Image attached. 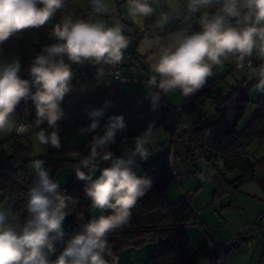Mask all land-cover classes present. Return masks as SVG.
I'll return each mask as SVG.
<instances>
[{
  "label": "clouds",
  "instance_id": "obj_1",
  "mask_svg": "<svg viewBox=\"0 0 264 264\" xmlns=\"http://www.w3.org/2000/svg\"><path fill=\"white\" fill-rule=\"evenodd\" d=\"M65 3L66 0H0V44L21 30L45 25ZM127 3L134 20L155 15L154 27L161 31L173 20L183 17L187 21L202 9L219 6L215 14L202 12L201 31L172 33L167 43L160 45L159 56L152 65L159 79L154 76L146 85L153 110L159 106L162 93L179 90L185 97L194 94L212 75L213 67L222 66L230 57L237 59L241 69L245 62L251 67L254 56L261 61L250 78L257 80L256 90L264 93V0H185L183 4L181 0H164L163 4L161 0H127ZM38 4L42 7H37ZM90 5L98 15L108 12L105 0H90ZM158 8L164 10L157 14ZM53 34L59 42L47 46L44 54L34 59L29 69L31 82L18 75L21 68L18 60L0 63V133L14 131L23 136L31 131L32 125H17L12 119L16 106L27 99L34 102L37 110L36 127L44 120L53 128L57 126L63 117L60 103L71 90L73 75L62 57L73 63L90 61L115 67L128 46L119 23L109 27L102 22L73 21L70 15L54 26ZM99 75L102 76V71ZM108 107L110 102L106 101L104 107L87 112L91 123L80 129L82 135L95 132ZM125 128L123 115L110 116L103 135L92 136L88 155L73 165L77 179L88 182L85 194L91 207L110 210V214L90 219L67 241L57 259L51 261L49 255L55 252L54 244L65 236L62 225L69 214L71 198L50 178L44 161L34 159L31 167L38 179L28 190L29 218L23 224L7 223L8 213L0 210V264H109L105 258L112 255L109 233L128 222L137 201L153 185L151 177L138 176L134 169L137 158L147 160L155 150L151 143L154 125L149 124L135 138L134 147L123 157H116L107 149ZM35 135L41 143L60 147L56 131L46 135L41 129ZM103 161L110 164L101 169ZM97 171L100 175L93 178Z\"/></svg>",
  "mask_w": 264,
  "mask_h": 264
},
{
  "label": "trees",
  "instance_id": "obj_2",
  "mask_svg": "<svg viewBox=\"0 0 264 264\" xmlns=\"http://www.w3.org/2000/svg\"><path fill=\"white\" fill-rule=\"evenodd\" d=\"M17 41L15 36L13 42ZM132 52L133 48H130L129 53ZM34 59H25L20 72L28 71ZM81 75L85 76L74 69L71 79ZM220 80L218 78L205 83L200 91L208 96L209 89ZM245 81V79L238 81L224 95L217 94L218 106H214L216 114L206 121L188 124L189 116L201 105L199 97L188 105L172 107L163 100L161 94L159 106L153 110L151 100L139 101L127 96L123 98L124 106L118 113H130L139 125L153 116H162L165 128L171 133L169 141L186 138L187 144L183 151L186 163L191 168V173L201 174L211 180L214 197H223L252 181L257 182L264 191V156L252 157L248 152L252 144L256 142L264 144V93L261 92L256 100L255 115L239 130V123L250 102ZM119 88V82H112L109 88L99 85L78 100L76 108L85 111L87 108L101 107L104 105L103 95L109 92L119 95ZM103 92L107 93L102 94ZM21 111L22 101L13 113L17 119L21 117ZM29 136L14 133L8 138L12 154L0 164L1 199L7 200L8 212L14 224H23L29 218L26 207L28 190L37 182L28 178L27 165L22 162V158L30 151ZM63 148L51 151L56 156L55 167L68 164L66 159L58 157L59 153L65 150ZM175 153L177 162L179 153L178 151ZM200 161L207 165L204 173H201L197 166ZM157 164H160L158 173H152L150 168L144 175L152 178L151 189L137 201L128 222L108 235L112 255L105 258L109 264H122L114 259L119 250L136 248L146 242L153 245L147 264H197L199 255L192 248L186 233V226L198 222L197 213L192 208L188 195L173 202L166 199L165 192L172 183V178L168 174L165 161L163 169H161L163 163L158 162L155 165ZM84 171L87 172L86 169ZM260 171L262 173H259ZM230 174H235V177L230 179L228 177ZM87 183L74 176L65 185L59 186L60 191L70 197L71 201L67 208L69 214L62 225L65 236L62 241L54 244L55 252L49 255L51 261L57 259L64 251L67 241L92 219L91 200L85 194ZM108 214L110 210L105 212V215ZM261 216H264V211L258 218ZM206 258L209 264H230L226 253L220 254L217 250L207 253Z\"/></svg>",
  "mask_w": 264,
  "mask_h": 264
},
{
  "label": "rangeland",
  "instance_id": "obj_3",
  "mask_svg": "<svg viewBox=\"0 0 264 264\" xmlns=\"http://www.w3.org/2000/svg\"><path fill=\"white\" fill-rule=\"evenodd\" d=\"M105 2L108 7V12L102 15H98L93 12V9L90 5V0H66L65 6L59 9L56 12L55 16L45 25L39 28L24 29L16 33V38L18 41L15 44H17V46L12 43L10 51L6 56H3V51L0 50V63L18 60L22 67L23 61L25 59H34L37 56L44 54V49L47 46H51L59 42L53 34V28L56 24L62 22L64 16L70 15L73 21L86 20L90 23L102 22L109 27L119 23L123 27L124 25L119 20V18L117 19L116 17L112 16L113 10H117L115 9L116 6L113 5L115 0H105ZM123 56L128 58L126 49L123 50ZM62 58L64 59L65 63H68L70 65V70L73 73L75 69L73 62L68 61L66 56ZM253 58L256 61L258 60L255 56ZM259 62L261 63V61ZM227 63L228 65H226V69L224 71H226V73L228 72V74L223 75L224 77L228 76V79H226V81L228 80L227 82L232 81V83H235L237 81L245 79V83L247 84L246 93L250 99V102L248 103L245 109L244 116L239 123L238 128L239 130H241L257 112L256 100L261 92L257 91L255 88L257 80L255 78H250L251 71L257 67L253 66L250 73H247L244 68L241 69L237 66V59L235 57H230V59L227 60ZM217 68L218 71H220V68H223V65L217 66ZM101 71L102 70L100 69L90 68L86 73H84L85 76L81 75L74 79H71V90L69 93L65 94L63 100L60 103V108L63 111V116L65 123L67 124V128L65 138L63 140L59 139V148L64 147L63 149L65 150L62 153H59L60 155L58 157L60 159H66L68 162L67 165L55 167L56 164L54 163V160L56 156H54L51 151L57 150L59 148L52 146L50 143H41L37 138V135H35V133H38L41 129L45 130L46 135H49L51 134V131L49 129L41 128L29 136L28 147L30 151H28L27 155L22 158V162L27 165L28 178L30 180L38 179L37 175L31 167V162L34 159H41L44 161V168L48 172L50 178L57 182L59 186L65 185L68 180L76 176L73 170V165L78 163L79 159L88 155L90 151L88 145L92 139V136L94 134L103 135L104 126L108 123L109 117L119 115L118 112L124 106L123 98L127 97L128 95L126 91L130 90V86H127L125 90H121L122 83L120 85L121 88H119V95H114V93L110 92L107 95H103V104L108 101L110 102V107L105 110V115L100 119V126L95 130V132L85 135H82L80 132V129L87 127L84 124L80 123V118L83 114V111L76 108L78 100H80L86 93L90 92L99 85H101L103 88H109L111 86L112 73L110 74L109 71H102V76H100L99 73ZM147 82L148 81L146 79V81L143 83L144 85H141L140 87L145 86L146 88ZM221 87L224 90L226 88V84L222 83ZM222 89L220 90L221 92H223ZM122 91L123 95L121 94ZM146 91L148 92L147 88ZM142 99V101L149 100L147 96ZM200 103V107L195 110L191 117H189L188 124H191L195 119L196 121H200L201 118L207 119L216 114V110L209 102L207 96H204ZM102 107H104V105L98 108ZM201 108H203L202 112L200 110ZM12 116L15 117L17 121V116L14 114ZM123 116L125 122L129 123L128 129L126 131L117 133L115 143L109 145L107 149L108 151H111L116 157H123L126 152L131 150L134 147L135 138L137 136H140L147 129L149 124L154 125L151 136V143L152 147H155V149L160 145H166L171 138V133L168 129L165 128V124L163 123L164 119L160 115L153 116L140 125L137 124V122L134 120V117L130 113ZM121 133H123V135ZM186 144L187 141L184 137L180 138L178 141L177 139H175L174 161L177 170L180 173H185V157L183 151ZM176 151H178L179 153L177 162L175 159ZM248 152L252 157L264 156V144H260L257 142L252 144ZM11 154L12 147L10 141L8 139L3 141L0 140V164H3L5 162V159ZM158 162L163 163V166L161 167V169H163L165 167L163 153L152 150V155H150L147 160H140L139 158H137V166L135 167L134 171L138 176H144L148 172V170ZM109 164V161H103L100 163V168L102 169L104 167H108ZM197 166L201 173H204L206 171L207 165L202 161L198 162ZM99 175L100 171H97L94 174L93 178H96ZM201 177L204 176L198 173H193V176L191 178H187L180 185L172 182L166 189L165 197L168 201L173 202L184 195L189 196L190 204L196 211L198 216L197 223L186 226L188 231H193L190 232V242L192 248L199 255L197 264H209V261L206 258V254L213 250L219 251L217 246L222 245L225 241L219 245L213 244V242H211L208 237V228L209 233L216 229L218 230V225L221 224L219 213L221 212V206L223 203H225L226 199L224 200L222 199L223 197L218 196L214 197L213 185L211 180L205 177L202 179ZM228 177L231 179L235 177V174H230ZM0 210H4L8 213V219L6 222L14 224L13 219L8 212V202L5 199H1V194ZM106 211L107 210L92 208L93 219L98 218L100 215H105ZM244 233L245 231H241L240 233L229 238L238 237L240 235L242 236L244 235ZM247 237L250 238L248 234ZM261 240H264V238H261ZM252 243L253 242L251 241L249 246ZM212 247L215 248L212 249ZM241 247L246 246L242 245ZM260 248L261 249H258V251L256 252V258L254 262H258L259 260L264 259V245H262V247L260 245ZM152 250V243L146 242L136 248H124L122 250H119L115 254L114 259L122 264H147L148 257L152 253ZM261 264H264V261H262Z\"/></svg>",
  "mask_w": 264,
  "mask_h": 264
},
{
  "label": "crops",
  "instance_id": "obj_4",
  "mask_svg": "<svg viewBox=\"0 0 264 264\" xmlns=\"http://www.w3.org/2000/svg\"><path fill=\"white\" fill-rule=\"evenodd\" d=\"M163 2L164 0H161V4H163ZM184 2L185 0H181L182 4ZM113 5L116 6L115 9L117 10H113L112 16L117 19L119 18V20L123 23L124 35L128 40V46L126 48L128 58L125 57L124 64L121 68V82H119V87L121 88V83V90H125L127 86H130V90L126 91L128 94L127 96H131L139 101H142V98L147 96V91L145 86H140L144 85L143 83L146 79L149 81L152 77L156 76L152 65L159 56L160 45L162 43H167L169 35L172 33L186 30L188 34H192L194 32L201 31L199 19L204 9H202L201 12L192 14L191 18L187 21H185L183 17L173 20L161 31L154 27L155 15L148 18L141 17L134 20L128 12L127 0H115ZM161 10L164 9L158 8L157 14ZM218 10L219 6L207 9L210 15L215 14ZM130 48H133L132 53H129ZM222 65L223 68H220V71L223 73L218 71L217 66H214L212 69V75L207 78L206 83L220 78L221 80L217 82L214 87L218 93L224 95L231 87L235 86L238 81L235 83H232V81L227 82L228 80L226 81V79H228V76H223L224 74H228V72L226 73V71H224L226 69V65H228L227 61H224ZM258 66L259 64L257 67ZM109 72L110 74L112 73V71ZM156 78L157 80L159 79L158 76H156ZM222 83L226 84V88L224 90L221 87ZM221 89L223 92L220 91ZM121 94L123 95V91ZM193 95L194 99L199 97L200 102L203 97L206 96L202 94L200 89ZM162 98L172 107L181 106L184 100V96L179 90L171 91L167 94L162 93ZM202 109L203 108L200 109L201 112ZM193 113L189 117H191ZM12 119L17 124L16 118L12 116ZM207 119L201 118L200 121H206ZM194 122H196V119L192 121V123ZM14 133V131L7 134L0 133V140H7ZM184 169L185 172L191 173L192 171L187 165L186 160ZM259 173L262 172L260 171ZM222 199L226 200L225 203L222 204L221 212L219 213L221 224L218 225V230L216 229L210 233L208 228V237L210 241L215 245H219L226 241L229 237L236 235L241 231H246L245 227H248L246 232L253 243L250 246H240L230 249L226 253L227 261L230 264H261L264 259H261L258 262H254V260L256 258V252L258 249H261L260 245L261 247L264 245L262 244L264 243V240H261V238H264V216L258 218L260 213L264 211V191H262L257 182L252 181L245 183L232 193L223 196ZM258 219L260 220V226L257 229L251 227ZM190 232L193 231H188L186 228V233L189 239Z\"/></svg>",
  "mask_w": 264,
  "mask_h": 264
},
{
  "label": "built area",
  "instance_id": "obj_5",
  "mask_svg": "<svg viewBox=\"0 0 264 264\" xmlns=\"http://www.w3.org/2000/svg\"><path fill=\"white\" fill-rule=\"evenodd\" d=\"M39 6L42 7V5H39ZM15 36H16V34L12 35L11 37H9L8 40H6L2 44H0V50L3 51V54H4L3 56H6L9 53L10 48L12 46V43H14L13 39L15 38ZM15 45L17 46V44H15ZM124 60H125V57L122 56V60L120 61V63L117 65V67L114 70H112V82H121L120 74H121L122 65L124 64ZM258 62H259L258 60L256 61L252 57L251 58V67L247 66V62H245L246 66L244 67V70L247 73H250L251 68L253 66L257 67ZM18 75L20 76L21 79L29 80L31 82V76H30L29 70L20 72ZM31 91L35 92V87H32ZM105 93H107V92H103L102 94H105ZM217 94H218V92H217L215 87H211L208 91L207 97H208V100L212 104L213 107L216 105L218 106V102L216 100ZM193 99H194L193 94H191L187 97L184 96V100H183L182 105H188ZM21 101H22L21 117H19L17 119V125L27 124V125L33 126L31 131L25 135H31L32 133L39 130L40 128H47L51 132L56 131L60 140H63L65 138L67 124L65 123V120L63 117L57 122V126L55 128L49 126L47 123V120H44L42 123H40L39 127H36L35 125H36V121H37V110H36L34 102L31 99L21 100ZM91 109L92 108H87L85 111H83V114L81 115V118H80V123L84 124L86 127H88L89 124L91 123V120H90L89 116L87 115V112ZM118 114L119 115H125V113H123V112H120ZM128 126H129V123H126V128L124 129V131H126L128 129ZM178 133H180V132H178ZM25 135H23V136H25ZM94 135H96V134H94ZM174 144H175V139H172L171 141H168L166 145L163 144V145H160L159 147H157L155 149V151L163 153V157H164V161L166 163L167 171H168V174L172 178V182L177 184V185H180L187 178H191L193 176V174L190 172L180 173L177 170V167H176L175 161H174ZM159 167H160V164L153 165L151 167L150 171L152 173L156 174L159 172L158 171ZM251 241H252L251 238L247 237V232L245 231L244 235L229 238L222 245L217 246V248L219 250V253L223 254V253H227L232 247H240L242 245L249 246ZM214 248L215 247H212V249H214Z\"/></svg>",
  "mask_w": 264,
  "mask_h": 264
},
{
  "label": "water",
  "instance_id": "obj_6",
  "mask_svg": "<svg viewBox=\"0 0 264 264\" xmlns=\"http://www.w3.org/2000/svg\"><path fill=\"white\" fill-rule=\"evenodd\" d=\"M75 66V70L77 72H79L80 74H84L87 72L88 69L93 68V69H100L102 71H112L114 70L117 65L115 67H113L112 65H107V64H94L90 61H85L84 63H73ZM39 157V156H38ZM260 226V220L258 219L255 224L251 227L257 229ZM245 230H248V227H245Z\"/></svg>",
  "mask_w": 264,
  "mask_h": 264
}]
</instances>
